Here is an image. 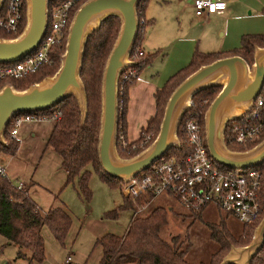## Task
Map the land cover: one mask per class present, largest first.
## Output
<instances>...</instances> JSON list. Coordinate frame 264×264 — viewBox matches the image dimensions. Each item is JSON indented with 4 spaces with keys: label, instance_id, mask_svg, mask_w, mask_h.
Here are the masks:
<instances>
[{
    "label": "trees",
    "instance_id": "obj_1",
    "mask_svg": "<svg viewBox=\"0 0 264 264\" xmlns=\"http://www.w3.org/2000/svg\"><path fill=\"white\" fill-rule=\"evenodd\" d=\"M62 1L49 0L48 8ZM83 1L79 0V4ZM147 2L148 0H138L136 5L137 33L127 55L128 59L132 62L129 68L137 73V75L155 55V53H136V49H140L139 43L142 39L144 28L151 22V20H144L143 24L139 23L140 19H143V12ZM2 11L3 8L1 7L0 15H2ZM260 13L264 15V9ZM22 26L23 22L19 30ZM118 27V17L107 15L99 22L97 28L91 30L85 38L78 73L85 96V113L83 118L80 117L77 103L71 94L61 99L49 109L33 112L50 115L51 112L58 111L59 117L52 122V127L45 140L44 147L50 148L60 159V168L65 173L63 186H72L77 197L85 204L91 199V191L88 188L90 173L84 169L85 166L90 165L98 178L109 187L119 189V184L121 183L119 179L110 177L104 173L96 157L101 73L106 56L116 37ZM0 37L12 38L13 36L0 34ZM254 46L264 47V35H242L239 46L229 51L194 52L185 67L176 71L166 79L161 87L153 91L154 113L147 119L145 126L141 128L138 138L130 142L125 140L126 125L124 115L127 103V88L135 80L131 79L123 83L121 93L117 91L116 94L115 151L117 156L120 158L132 157L142 150L138 147V142L144 135L150 134L151 140L154 138L164 103L172 89L184 77L201 65L227 56H239L247 65H250ZM63 48L64 41L54 45L50 51L51 63L43 65L35 73L27 77L11 80L13 88L21 90L32 82H38L44 76L52 75L58 67L59 56L63 52ZM219 88L220 86L206 87L193 93L191 96L192 105L188 111L199 118L201 125L202 114ZM259 96L264 99V83L262 84ZM119 100L121 101L120 105H118ZM185 114H182L176 130L178 145L170 146L161 156L162 160L169 159L170 157L180 158L187 152L180 130L185 119ZM10 127L11 122L6 123L2 131L5 144L0 143V153L7 156L14 155L18 147V143L8 136ZM225 134L226 131L224 130V138ZM201 135L202 137L204 136L202 128ZM119 137L123 138L125 146L121 145ZM263 137L264 127L260 139ZM254 144L252 143L246 148ZM226 146L232 151L243 150L242 146L234 143L226 142ZM154 162H158V160ZM213 163L221 170L233 171V169L219 165L214 161ZM251 169L260 173L262 212L254 222L247 225L242 224V228L236 236L230 233L222 219L218 223H208L209 238L216 243V248L211 252L207 261H188L186 259V250L179 246L180 241L178 236H172L169 240H165L160 236V230L167 223V212L171 208L155 206L142 214L134 215L132 213L120 236L106 233L96 239L95 244L99 245L101 249V257L97 264H218L230 246H243L249 242L253 228L264 215V161ZM29 186L21 185L18 188L7 179L5 174H0V236L5 239V245L13 244L17 247L16 257L25 259L27 264L41 263L44 259V240L40 234L42 227H46L52 239L62 246L71 224V216L62 204L52 205L46 211H42L29 197L27 191ZM123 210H131L132 212L130 203L125 199H122L121 204L102 212L100 218L114 220L117 218L119 212ZM190 215L194 219H198L200 212H190ZM3 247V244L0 245V252ZM249 264H264V236L261 247L250 258Z\"/></svg>",
    "mask_w": 264,
    "mask_h": 264
},
{
    "label": "water",
    "instance_id": "obj_2",
    "mask_svg": "<svg viewBox=\"0 0 264 264\" xmlns=\"http://www.w3.org/2000/svg\"><path fill=\"white\" fill-rule=\"evenodd\" d=\"M0 0V5H1ZM49 0H26L25 24L15 38H0V63L15 62L31 53L41 40L47 25ZM138 0H84L74 10L66 32L63 52L51 78L31 83L26 89L0 88V141L10 116L49 109L71 94L80 117L85 113V96L78 73L86 36L107 15L119 19V27L106 56L100 79L99 125L96 157L101 169L122 182L132 178L161 158L170 146H177L176 130L188 100L193 93L210 86H220L204 110V141L211 159L230 169H246L264 161V137L245 151H232L222 143L223 123L237 117L261 90L264 80V47L254 46L252 62L247 65L239 56L218 58L199 66L184 77L169 93L152 141L129 158L115 151L116 79L131 65L127 58L138 27L135 12ZM264 215L253 228L250 241L243 246H230L218 264H249L262 245Z\"/></svg>",
    "mask_w": 264,
    "mask_h": 264
},
{
    "label": "built area",
    "instance_id": "obj_3",
    "mask_svg": "<svg viewBox=\"0 0 264 264\" xmlns=\"http://www.w3.org/2000/svg\"><path fill=\"white\" fill-rule=\"evenodd\" d=\"M78 5L79 0H63L47 8L46 29L36 48L15 62L0 64V88L4 85L13 88L11 80L27 77L43 65L51 63V48L62 41L65 42L70 18ZM191 6L195 16L207 17L210 14L221 13L225 8V1L192 0ZM1 7L3 11L0 15V34L12 35V38H15L25 24L26 0H2ZM22 22L23 26L19 30ZM139 23L143 24L144 19H140ZM136 53L143 54L140 49H136ZM129 66L123 68L117 75L116 94L117 91L121 93L123 83L138 79L137 73ZM259 93L237 117H229L224 121L222 143L226 148V142L246 149L248 145L260 140L264 127V99ZM120 104L119 100L118 105ZM191 105L190 97L188 106L183 111L186 114L180 128L187 152L180 158L170 157L165 160L160 158L158 162L152 163L127 181H121L119 191L122 199L130 203L134 215L145 213L156 197L165 195L172 197L188 212L197 213L206 205L212 204L218 210L231 214L242 224L254 222L262 212L259 171L251 168L233 171L219 169L209 156L204 136L201 135L203 123L201 125L199 118L188 111ZM58 117V111L51 112L50 115L36 113L12 115L8 121L11 122L8 136L19 143L17 133L23 123L53 122ZM149 137L150 134L144 135L138 142V147L143 146ZM119 140L121 145L125 146L123 138L119 137ZM0 174H4L1 165ZM16 186L19 188L21 184L17 183Z\"/></svg>",
    "mask_w": 264,
    "mask_h": 264
},
{
    "label": "crops",
    "instance_id": "obj_4",
    "mask_svg": "<svg viewBox=\"0 0 264 264\" xmlns=\"http://www.w3.org/2000/svg\"><path fill=\"white\" fill-rule=\"evenodd\" d=\"M176 1L181 4L180 10L175 14V17L178 18L179 33L171 36L170 29L168 27L164 28L161 32L157 33L158 36L163 37L162 39H149L154 32L153 26L155 25L153 20L156 17V15L151 13V9L156 4L161 5L165 0H148L144 8L143 19L146 21L151 20V22L144 28L143 36L139 43L140 51L143 54L155 53V55L140 70L138 79L127 88V103L124 115L126 125L125 140L127 142L134 141L138 138L141 128L145 126L147 119L153 115V91L161 87L168 77L185 67L194 52L229 51L239 46L242 35H264V15L260 13L264 9V0H224V10L221 13L210 14L207 17H197L194 15L191 6L192 0ZM186 15L188 16V24L183 26L182 22ZM156 59L159 60V64L154 65L153 62ZM45 124L47 125L44 126ZM51 127L52 122L23 123L17 133L20 140L18 145L20 142L28 139V135L34 137L36 134L39 137H44L43 141L45 143ZM19 147L20 145L12 156L0 153V165L7 179L15 184V179L19 181L18 175L22 174L23 176L26 175L25 177H29L28 183H17L30 185L27 190L28 195L42 211H46L50 206L55 205V201L57 204H62L66 208V205L58 199L56 194L50 193V198L46 196L42 197L40 193L42 187L35 180H32V172L36 169L37 163L31 166V172L29 168L26 172L24 170L25 164L23 160L17 156L20 152ZM40 147V156L46 151L55 154L50 148H45L44 145ZM54 165L57 173L56 178L60 183L62 182L63 186L65 173L60 168V159L58 156L54 160ZM80 202L82 201L80 200ZM89 202L86 204L82 203L84 206V214L81 220L77 221L78 226L75 225L71 228L70 226L72 225L70 224L67 230L63 245L60 246L65 251L62 259L60 258L57 261L56 251H52L53 254L51 252L48 254L44 252V259L41 263L31 264L98 263L101 257V249L99 245L95 244V240L106 233L120 236L125 228H118L113 221L118 220V216L123 213L121 214L122 211L119 212L117 218L114 220L101 219L100 216L97 219H92L88 214ZM0 239L2 240L0 245H4L0 252L2 264H27L25 259L16 257L17 247L15 245H5V239L1 236ZM7 248L13 250L11 259H8L4 254L1 255L4 249ZM50 254L52 257L45 258V255ZM66 258H69V260H66Z\"/></svg>",
    "mask_w": 264,
    "mask_h": 264
},
{
    "label": "rangeland",
    "instance_id": "obj_5",
    "mask_svg": "<svg viewBox=\"0 0 264 264\" xmlns=\"http://www.w3.org/2000/svg\"><path fill=\"white\" fill-rule=\"evenodd\" d=\"M180 7L181 4L177 3L176 0H165V2L161 5L156 4L153 6L151 13L156 15L155 19L153 20L155 26H153L154 32L149 37V39H162L163 37L158 36L157 33L161 32L162 29L167 27L170 29L171 36H174L175 33H179L178 18L175 17V14L180 10ZM187 17L188 16L186 15L182 22L183 26L188 24ZM0 38L7 39V37ZM153 63L154 65L157 63L159 64V60L156 59ZM52 76L53 74L50 76H44L37 83L42 82L46 78H51ZM29 85H27L24 89H26ZM45 122L50 123V121ZM46 125L47 124L44 126ZM150 137L143 146H140L141 149L146 147L152 141ZM27 138L28 139L24 140L23 142H20V152L17 155L18 158L23 160L25 164L24 170L27 172V169L29 168L31 172V166L37 163L36 169L32 172V180H35L38 185L42 187V190L40 191L42 197L46 196L50 198V193L56 194L58 199L66 205V208L72 218V226L70 227L73 228L75 225L78 226L77 221L81 220L84 214V206L82 204L83 202H80V199L77 197L72 186L67 185L63 187L62 182L60 183L57 180V173L54 165V160H56L57 156L48 151L40 156V146L44 145V137H39V135L36 134L34 137L28 135ZM260 140H258L256 143H258ZM0 143L3 145L5 144L3 136ZM246 149H243L242 151ZM84 169L88 170L90 173L88 178V188L91 191V199L88 205V214L92 219H97V217H99L102 212L109 210L119 204L122 200V196L118 188H112L103 183L90 165L85 166ZM25 176L22 174L18 175L19 181L18 179H15V184H17V182L28 183L29 177ZM54 204L56 205L57 202L55 201ZM155 206L171 208L167 212V223L160 230V236L165 240H169L172 236H178L180 241L179 246L180 248L186 250V259L191 262L207 261L211 252H213L216 248V243L209 238V228L207 226L208 223H218L220 219H222L233 236L238 235L242 228V223L239 222L234 216L218 210L212 204H208L200 210L198 219H194L190 215V212L184 210L172 197L165 195L156 197L150 203L148 210ZM121 214L122 215L118 216V220H114L113 223L117 225L118 228H125L128 219L132 216V212L131 210H123ZM40 234L44 240V252L46 254L49 252L53 254V252L56 251L57 261H59L60 258L62 259L65 251H63L60 245H58L52 239L48 229L46 227H42ZM1 243L2 240L0 239V244ZM3 254L8 259H11L13 250L11 248L4 249L1 255ZM51 254L45 255V258L48 259ZM0 264H2L1 259Z\"/></svg>",
    "mask_w": 264,
    "mask_h": 264
}]
</instances>
